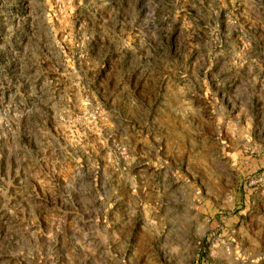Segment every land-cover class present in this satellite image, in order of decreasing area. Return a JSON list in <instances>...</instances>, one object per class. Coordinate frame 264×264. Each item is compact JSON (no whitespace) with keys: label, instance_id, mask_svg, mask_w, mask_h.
<instances>
[{"label":"rangeland","instance_id":"374dc122","mask_svg":"<svg viewBox=\"0 0 264 264\" xmlns=\"http://www.w3.org/2000/svg\"><path fill=\"white\" fill-rule=\"evenodd\" d=\"M0 264H264V0H0Z\"/></svg>","mask_w":264,"mask_h":264}]
</instances>
